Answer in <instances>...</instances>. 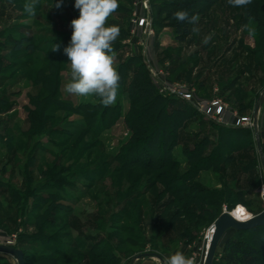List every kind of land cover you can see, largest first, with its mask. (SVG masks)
<instances>
[{
    "label": "rangeland",
    "instance_id": "obj_1",
    "mask_svg": "<svg viewBox=\"0 0 264 264\" xmlns=\"http://www.w3.org/2000/svg\"><path fill=\"white\" fill-rule=\"evenodd\" d=\"M183 1L195 6L201 0H118L106 26L120 28L113 49L121 79L116 103L103 106L98 97L64 91L70 65L63 50L71 21L80 15L75 0H36L35 15L24 11L26 0H0V241L30 257L45 254L46 240L55 249L53 239L67 242L68 249L75 246L76 264L89 262L84 251L115 264H164L181 251L203 264L220 213L241 206L252 217L264 209V31L249 11L255 2L245 8L205 0L187 10L199 21L180 39L173 13ZM145 13L147 29L138 26ZM208 35L211 41L202 43ZM144 80L172 98L170 110H192L166 148L169 171L134 162L147 158L148 145L142 141L146 131L135 135L142 123L132 127L136 108L128 87ZM162 84L185 89L191 98L164 93ZM214 101L221 112L203 114ZM232 128L245 130L236 144L227 140L234 149L223 146L224 154L221 137ZM199 144L201 157L221 152L226 158L195 171L189 157ZM179 186L188 188L190 201L182 199L186 193L173 194ZM50 193L55 209L48 220L55 225L38 231L35 216ZM238 236L247 235L226 231L212 264H224V245ZM257 236L264 264V232ZM6 256L0 264H17Z\"/></svg>",
    "mask_w": 264,
    "mask_h": 264
},
{
    "label": "trees",
    "instance_id": "obj_2",
    "mask_svg": "<svg viewBox=\"0 0 264 264\" xmlns=\"http://www.w3.org/2000/svg\"><path fill=\"white\" fill-rule=\"evenodd\" d=\"M201 1H196L195 6L194 4H189L183 1L181 2V5H179V8L177 10L187 11L188 9L191 10L198 5L208 3L205 0L202 2ZM254 2L255 4L252 7L254 11L251 10L252 8L249 10L251 11V17L256 22L257 27L261 28L264 31V1L254 0ZM249 6L246 5L245 8ZM188 14L189 17L193 15L192 13ZM191 25L193 24H190L188 22H179L176 20L173 25V27L175 28L176 36L180 39H184L185 36L190 34V29L188 27H190ZM23 43V41L18 42L15 45L16 48H22ZM25 47L29 51L34 50V45L31 43H27ZM260 67L264 68V65L261 63ZM128 92L133 96L131 105L136 108V111L130 118V121H132L133 123L132 127L135 129L134 124L137 121L141 122L143 125L142 129H136L135 135H144L142 132L146 131L144 132L145 136L144 138H142V141L143 143L148 145L147 158L145 160H140L138 157H136L134 158V162L137 164H144L146 166L144 167L143 165L145 169L148 167L157 171H161L163 169L166 171L171 170L173 168V164L167 161L168 158L166 148L169 147L172 142L176 141L177 129L182 120L190 117L192 113L190 106H185L183 108L177 107L170 110L171 108H168V103L172 102V98L156 92L151 87L150 82L147 80L133 82L128 87ZM160 127L166 128L160 130ZM242 130L245 129L232 128L227 130L224 134L225 137H221L222 139H224V143L221 144L222 146L220 147L222 148H220V151L223 153L225 152L223 146H228L231 150L234 149L232 145L228 144L227 140L232 139V143L236 144L238 140V133L242 132ZM246 132L248 133V131ZM202 146V144L196 146L192 156L189 157L190 160H194L193 167L195 171L205 169V167L213 165L217 160L221 161L224 160L223 158H226V156H224L221 152L216 153V155H218L216 157H212V155L210 157H201L204 149ZM8 147L9 146H7V148ZM9 149L10 148H8V150ZM56 176L58 175H54V177ZM175 189L173 190V194L181 192L186 193L185 196L182 197V199L185 198L188 201L191 200V197L189 198L188 195V188H182L181 186H179ZM15 195L19 196L18 194L12 193L11 198H14ZM45 198L49 201L48 205L46 206L42 214H37L35 216V226L37 227L38 231H44L45 229H47V227L55 225L54 220H48V218L53 214V210L55 209L52 201L54 200L53 198H55V196L53 193H50ZM236 232L238 235L246 234L247 236H238L234 239H228L226 241L224 245V254L222 256L224 264H261V255L263 254V249L260 239L257 235L261 232H264V226H257L248 230H236ZM53 241L54 245H58L59 249L53 248L49 244V241L46 240V242H44L43 244L45 254H41L40 256L30 257V255L21 248L24 252L25 263L29 264L32 262L43 261L40 264H76L77 258H75L74 261V258L72 257V248L74 249L75 246H70L69 244V249H71L69 250L67 242H57L55 239H53ZM132 244L134 243L130 242V245ZM65 246L66 249H64ZM83 253L90 258L87 264H115L114 260H112L109 256H107V258H102L99 254H92L93 252L90 253L84 251ZM71 257L73 259L70 260Z\"/></svg>",
    "mask_w": 264,
    "mask_h": 264
},
{
    "label": "clouds",
    "instance_id": "obj_3",
    "mask_svg": "<svg viewBox=\"0 0 264 264\" xmlns=\"http://www.w3.org/2000/svg\"><path fill=\"white\" fill-rule=\"evenodd\" d=\"M235 7L246 6L251 0H228ZM36 0H26L24 11L35 15ZM59 7V5H57ZM74 7L79 10V17L71 21L73 29L69 45L64 48L70 65V80L64 86V91L71 95L89 98L98 97L103 106L116 103L118 96L120 74L115 65L116 53L113 42L120 34L117 25H108V17L119 7L118 0H75ZM173 18L179 22L196 25L198 15L189 17L187 11L173 13ZM192 32H198L193 27ZM211 35L206 36L202 43L208 44ZM55 45L52 50H57ZM164 264H197L196 255L185 256L181 251L166 258Z\"/></svg>",
    "mask_w": 264,
    "mask_h": 264
},
{
    "label": "water",
    "instance_id": "obj_4",
    "mask_svg": "<svg viewBox=\"0 0 264 264\" xmlns=\"http://www.w3.org/2000/svg\"><path fill=\"white\" fill-rule=\"evenodd\" d=\"M257 226H264V209L245 221H238L231 214V211H223L220 213L214 220L213 232L206 249L203 264H212L217 248L227 230H248ZM0 253L12 256L17 264H26L24 252L21 248L8 243H0Z\"/></svg>",
    "mask_w": 264,
    "mask_h": 264
},
{
    "label": "built area",
    "instance_id": "obj_5",
    "mask_svg": "<svg viewBox=\"0 0 264 264\" xmlns=\"http://www.w3.org/2000/svg\"><path fill=\"white\" fill-rule=\"evenodd\" d=\"M146 7V6H145ZM150 23L149 17L148 15L145 13L143 14L139 21H138V26H145L146 29L148 28ZM162 91L164 93H168L174 96H178L183 100H187L189 98H191V93L188 92L185 89H177V88H170L168 87L166 84H162ZM222 110V106L219 102L214 101L212 103H210L205 110L203 111V114L207 115H215V114H219ZM241 121H246V119H238L237 124H240ZM8 244H10L9 242H7Z\"/></svg>",
    "mask_w": 264,
    "mask_h": 264
},
{
    "label": "bare ground",
    "instance_id": "obj_6",
    "mask_svg": "<svg viewBox=\"0 0 264 264\" xmlns=\"http://www.w3.org/2000/svg\"><path fill=\"white\" fill-rule=\"evenodd\" d=\"M239 209H241V206H238L234 211H231V214L238 220V221H245L249 218H251V216L246 213V212H240L238 211ZM212 232H213V229H212ZM212 235V233H211ZM211 238V236H210ZM210 238H209V241H210ZM222 243V242H221ZM209 244V243H208Z\"/></svg>",
    "mask_w": 264,
    "mask_h": 264
},
{
    "label": "crops",
    "instance_id": "obj_7",
    "mask_svg": "<svg viewBox=\"0 0 264 264\" xmlns=\"http://www.w3.org/2000/svg\"><path fill=\"white\" fill-rule=\"evenodd\" d=\"M0 243H6V242H4V241H0ZM6 255H8V254H4V253H0V257H4V258H6L7 256ZM146 255H148V254H143V255H138V257H135L136 258V260L135 261H139L140 259H141V257L143 258V256H146ZM12 257V256H11ZM13 258V257H12ZM14 259V258H13ZM132 264H134V262H132Z\"/></svg>",
    "mask_w": 264,
    "mask_h": 264
},
{
    "label": "snow or ice",
    "instance_id": "obj_8",
    "mask_svg": "<svg viewBox=\"0 0 264 264\" xmlns=\"http://www.w3.org/2000/svg\"><path fill=\"white\" fill-rule=\"evenodd\" d=\"M238 211L243 212V209H239Z\"/></svg>",
    "mask_w": 264,
    "mask_h": 264
}]
</instances>
